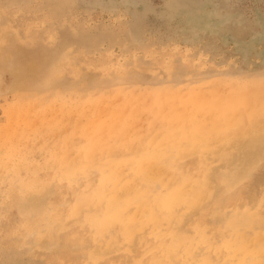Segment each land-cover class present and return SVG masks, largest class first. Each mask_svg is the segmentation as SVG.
I'll return each instance as SVG.
<instances>
[{
	"label": "rangeland",
	"instance_id": "rangeland-1",
	"mask_svg": "<svg viewBox=\"0 0 264 264\" xmlns=\"http://www.w3.org/2000/svg\"><path fill=\"white\" fill-rule=\"evenodd\" d=\"M0 264H264V0H0Z\"/></svg>",
	"mask_w": 264,
	"mask_h": 264
}]
</instances>
